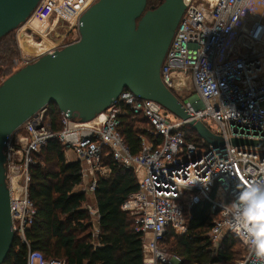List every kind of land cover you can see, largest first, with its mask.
I'll use <instances>...</instances> for the list:
<instances>
[{"label":"built area","instance_id":"1","mask_svg":"<svg viewBox=\"0 0 264 264\" xmlns=\"http://www.w3.org/2000/svg\"><path fill=\"white\" fill-rule=\"evenodd\" d=\"M94 1L41 0L23 27L27 35L33 32L35 22L45 23L44 32L49 35L60 23L79 30L81 17ZM185 4L161 79L191 121L206 128L210 121L216 124V133L208 130L224 147L216 148L201 139L203 148H199L188 141V122L127 90L89 123L71 119L55 105L45 106L10 136L6 145L13 232L15 240L28 248L27 264H66L32 251L27 239L37 215L29 194L31 168L38 164L35 156L52 140L65 148L67 159L72 154L80 163L83 180H91L87 188L91 193L99 178L110 176V169L102 165L105 157L134 170L139 190L128 197L123 211L134 217L136 232L142 235L143 264L181 263L160 243L169 230L185 234L189 210L199 204H208L217 214L209 233L214 252L231 235L240 240L245 251L234 264H264V249L251 243L245 227L237 226L233 216L240 193L251 183L264 185V0H185ZM249 14L255 19L247 27ZM237 33L240 37L235 40ZM181 75L188 78L191 88L174 84ZM127 114L144 116L155 141L141 136V152L136 156L120 131ZM233 140L262 145L233 146ZM95 210L92 215L98 228Z\"/></svg>","mask_w":264,"mask_h":264},{"label":"water","instance_id":"2","mask_svg":"<svg viewBox=\"0 0 264 264\" xmlns=\"http://www.w3.org/2000/svg\"><path fill=\"white\" fill-rule=\"evenodd\" d=\"M98 0L81 17L80 40L46 54L0 86V264L15 242L7 183L6 145L10 136L47 105L89 123L125 91L153 101L208 144L223 141L191 116L163 84L161 68L185 13V0ZM41 0H0V40L25 25ZM233 146L262 145L233 140Z\"/></svg>","mask_w":264,"mask_h":264},{"label":"trees","instance_id":"3","mask_svg":"<svg viewBox=\"0 0 264 264\" xmlns=\"http://www.w3.org/2000/svg\"><path fill=\"white\" fill-rule=\"evenodd\" d=\"M160 4V0H149L147 9ZM120 131L134 156L141 152V136L155 143L151 125L142 115L124 116ZM185 132L188 141L203 148L194 130L187 128ZM35 160L38 164L31 168L29 194L37 215L27 233L32 251L66 264H143L142 235L136 232L134 217L123 211L128 197L139 190L134 170L118 166L110 157L103 159L110 176L99 178L93 193L99 215L94 235L91 215L85 208L86 193L78 190L83 182L80 163L68 162L65 148L56 140L50 141ZM216 218L208 204L193 206L187 232L177 235L167 231L160 247L179 258L180 264H234L245 251L239 248L242 244L238 238L227 235L214 252L209 233ZM27 255V246L15 240L4 264H27Z\"/></svg>","mask_w":264,"mask_h":264},{"label":"rangeland","instance_id":"4","mask_svg":"<svg viewBox=\"0 0 264 264\" xmlns=\"http://www.w3.org/2000/svg\"><path fill=\"white\" fill-rule=\"evenodd\" d=\"M96 2H98V0L94 1V3ZM252 22H246L247 27H249ZM45 29V23L35 22L33 26V32L31 31L29 35H27L28 31L26 32L24 27L21 26L19 29L12 32L8 38L2 44H0V86L9 77L24 68L27 63H33L41 56L48 54L49 51L62 50L65 48L63 47L64 45H69L80 40L79 30L71 29V27L67 24L60 23L56 27L55 32H52L50 35L44 32ZM239 37L240 33H237L235 40H238ZM33 43H41V45H43V50L41 47L40 49L39 47H33ZM38 49L41 51L39 52ZM185 86L187 88H191V83L189 80ZM173 118L175 117L173 116ZM207 127L214 133H216L218 130V127L213 121L208 122ZM70 156L72 160L75 159L73 158L74 156L72 154H70ZM86 180L89 182V184L83 180V183L78 187V190L86 191L87 202L85 204V208L90 212L91 224L93 225L94 235H96L98 228L96 224V218L92 215V211L95 208V198L93 199V193L87 189L90 187L91 180ZM239 248L243 250L241 245Z\"/></svg>","mask_w":264,"mask_h":264},{"label":"clouds","instance_id":"5","mask_svg":"<svg viewBox=\"0 0 264 264\" xmlns=\"http://www.w3.org/2000/svg\"><path fill=\"white\" fill-rule=\"evenodd\" d=\"M233 209L237 226L242 224L251 237V243L258 249H264V185L249 184L237 197Z\"/></svg>","mask_w":264,"mask_h":264},{"label":"bare ground","instance_id":"6","mask_svg":"<svg viewBox=\"0 0 264 264\" xmlns=\"http://www.w3.org/2000/svg\"><path fill=\"white\" fill-rule=\"evenodd\" d=\"M254 19H255V16H253L252 14H249L248 15V20H247V22H252V21H254ZM42 46L43 45H41V43L40 44H36V43H33V47H39V49H40V47H41V49L43 50V48H42ZM39 49H38V51H39ZM41 51V50H40ZM39 51V52H40ZM35 52H37V51H35ZM36 54V53H35ZM187 81H188V78H186V76H184V75H181L180 77H178L176 80H175V85L177 86V87H181V86H184V85H186L187 84Z\"/></svg>","mask_w":264,"mask_h":264},{"label":"crops","instance_id":"7","mask_svg":"<svg viewBox=\"0 0 264 264\" xmlns=\"http://www.w3.org/2000/svg\"><path fill=\"white\" fill-rule=\"evenodd\" d=\"M73 158H74V157H73ZM66 160H67L68 162H76L75 159H73V160L71 159V156H69L68 159L66 158ZM93 199H94V195H93ZM94 201H95V199H94ZM95 208H96V202H95ZM95 208H94V210H93V211H94V214L96 213ZM96 222H97V220H96Z\"/></svg>","mask_w":264,"mask_h":264}]
</instances>
